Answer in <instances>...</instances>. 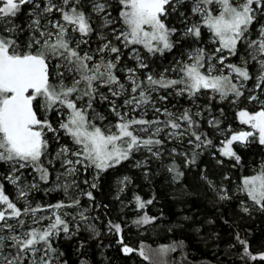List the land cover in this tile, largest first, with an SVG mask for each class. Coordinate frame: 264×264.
<instances>
[{"label":"snow or ice","instance_id":"obj_1","mask_svg":"<svg viewBox=\"0 0 264 264\" xmlns=\"http://www.w3.org/2000/svg\"><path fill=\"white\" fill-rule=\"evenodd\" d=\"M183 4L184 0H115V5L113 0H0V162L10 166L3 179L16 187V199L25 204L18 207L0 183V264H55L58 250L53 247L54 237L60 233L68 237L74 234L65 219L71 213L64 210L80 207V200L71 193L79 190L76 177L81 168L84 172L94 168L98 177L100 172L128 160L141 149L159 157L160 151L153 149L164 143L156 137L165 129H170L167 132L170 139L181 140L189 135L194 140L189 139L188 143L196 148L211 145V140L202 139L195 130L199 122L194 117L201 116V112L184 109L174 113L166 107H156L153 93L165 91L167 94L157 99L167 101L173 93L196 97L211 90L220 100L232 97L235 104L245 95L246 82L253 78L255 88L264 91V23L259 24L252 38L253 25L264 18V0H192L190 11L199 20L187 25L183 34L200 38L202 27L206 28L211 42L217 46L211 53L204 48L196 49L189 56L190 62H179L159 74L148 71L143 79L139 77L138 70L148 69L149 65L137 46L150 55L171 50L174 46L171 37L178 30L167 21ZM25 7L29 9L26 28L15 23ZM114 7L117 17L112 16ZM178 14L187 24L185 14ZM117 21L119 27H115ZM110 26L111 31L106 33ZM25 31L28 35L22 40ZM93 34L97 38L95 48L91 46ZM124 50L136 61V67H119ZM230 57H239V62H228ZM250 67L255 68L254 73ZM169 71L178 73L177 78L166 75ZM117 72L125 73L127 85ZM101 88L107 89V94ZM121 98L120 107L136 112L151 105L154 113L166 119L162 121L159 115L152 120L130 117L129 112H121L116 104ZM246 99L260 105L256 111L241 109L237 113L240 123L251 130L231 132L219 149L222 156L237 162L241 157L233 149L234 142L246 144L258 140L264 145V100L254 94ZM97 101L108 103L117 118L115 124L102 128L96 123L106 119L96 111ZM52 113L57 117L55 122L49 118ZM208 123L213 127L219 125L214 118ZM48 133L57 142L63 133L76 146L75 150L68 145L57 149L54 159L59 161L62 171L55 175L53 186L45 189L62 190L67 202L33 207L27 197L30 191L39 188L37 179L44 184L52 179L49 168L53 161L49 160L48 166L43 161L49 155ZM171 151L175 153L176 149ZM194 162L193 156L189 163ZM27 169L35 176L32 183L22 184V170ZM127 180L124 177L121 183ZM83 183L92 189L97 187L88 180ZM237 191L264 210V165L254 175L243 177ZM80 194L94 199L92 191ZM227 198L226 194L220 195V199ZM135 200L138 209L152 203L142 201L139 196ZM242 210L248 212L249 208L244 206ZM46 211L51 215H38ZM87 211L80 210L73 216V220L79 217L76 227L82 222L99 235L95 226L88 223ZM23 217H28L31 223ZM152 219L144 215L134 223L148 224ZM10 220L15 223H9ZM45 220L49 221L46 226ZM109 231L119 236L121 225L109 222ZM236 241L243 249L242 260L264 262V251H250L248 241L239 234ZM118 243L125 254L138 251L144 260L150 259L145 246L133 249L124 243L122 236ZM6 249L12 251L6 253ZM174 250L175 246H161L155 250L157 259L153 264H165L162 258Z\"/></svg>","mask_w":264,"mask_h":264},{"label":"trees","instance_id":"obj_2","mask_svg":"<svg viewBox=\"0 0 264 264\" xmlns=\"http://www.w3.org/2000/svg\"><path fill=\"white\" fill-rule=\"evenodd\" d=\"M191 3L192 0H184V4L178 8V13L182 12L187 17V24L182 22L178 13L170 16L167 21L170 27L178 30L171 37L174 45L171 50L150 55L138 46L149 65L148 69L138 70L140 78L145 70L159 74L171 64L176 66L178 60L183 62L186 59V51L199 48H204L209 53L213 51L211 34L206 28L202 27L200 38L185 36L182 33L184 26L199 20V17L190 11ZM113 4L115 5V0ZM28 10L25 7L15 19V23L26 28ZM112 13L115 17L118 16L116 7ZM260 23H264V18H259V22L253 25L252 38L256 36ZM116 25H119V21ZM27 35L25 31L21 39H26ZM113 42L119 46L118 42ZM240 51L243 54L244 48L241 47ZM126 53L124 50L122 61ZM229 61L238 63L239 57H230ZM255 63L251 62L252 65ZM127 65L134 66V63L127 59ZM250 71L254 73L255 68L250 67ZM117 75L121 76L119 72ZM255 83V78L246 82L245 95L235 104L231 102L232 97L220 100L218 95L211 94V90L202 91L196 97H189L187 94L176 96L173 93L168 96L167 101L156 99L159 107H166L174 113H180L184 109H190L193 113L201 112V116L194 117L199 122V127L195 130L202 135V139L211 140V145L196 148L194 144L188 143L189 139L194 140V137L189 135H185L181 140L170 139L166 134L168 129H165L156 137L164 143L153 149L160 151L159 157L146 150L136 151L128 160L100 172L94 180L91 169L87 172L81 169L76 177L79 183L78 199L80 205L87 207L88 223L95 226L99 235L88 230L84 224L77 230H71L74 234L70 237L60 233L53 240V247L58 250V255L54 257L55 264H81V261H87V264H153L157 259L155 250L161 246H175L174 251L168 252L162 258L165 264H264L242 260L243 249L236 241V235L239 234L242 239L248 241L250 251H264V210L254 205L248 207V212H244L241 203L247 196L237 191L243 177L254 175L264 165V145L259 144L258 140L246 144L234 142L233 149L241 157L239 162L234 158L224 157L219 152L225 136L242 127L237 116L238 111L247 109L251 112L260 107L255 101H248L246 97L254 94L264 100V91L256 89ZM160 94L167 93L161 90ZM154 97L155 95L153 99ZM94 107L105 113L107 119L116 120V117L108 112L106 102L97 101ZM151 115L153 114L148 113L143 118L150 120L155 117ZM49 118L54 122L57 120L55 113ZM159 118L163 121L162 118L165 117ZM213 118L219 121L218 127L209 125L208 121ZM60 137L59 142L73 145L63 133H60ZM48 138L51 152L57 141L50 133ZM173 148L176 149L175 153L171 151ZM193 156L195 162L189 163ZM135 158L139 160L140 166H137ZM170 168L174 170L170 171ZM53 169L49 168L52 177ZM29 170L31 169L24 170V173ZM0 171L6 172V163L0 162ZM124 177L128 180L120 184ZM84 180H88L89 184L96 183L97 187L90 188L83 183ZM37 182L39 188L29 194L35 201L43 204L66 201L61 190L48 192L45 191L47 184L39 182L38 179ZM0 183L4 185V191L11 196V185L1 174ZM81 191H92L94 199L89 200L87 196L80 194ZM225 194L229 198L220 199V195ZM136 196L145 202L151 200L152 203L146 204L144 209H138ZM144 215L154 219L148 224L134 223ZM65 219L70 226L71 220L68 216ZM109 222L121 225L122 232L119 236L114 231H109ZM121 236L124 243L133 249L138 250L141 245L145 246L150 259L144 260L138 251L125 254L122 245L118 243Z\"/></svg>","mask_w":264,"mask_h":264},{"label":"rangeland","instance_id":"obj_3","mask_svg":"<svg viewBox=\"0 0 264 264\" xmlns=\"http://www.w3.org/2000/svg\"><path fill=\"white\" fill-rule=\"evenodd\" d=\"M191 6V5H190ZM112 16L113 17H115L114 16V14L112 13ZM96 23H99L98 21H96ZM120 25H115V27H119ZM185 28H186V26H184L183 28H182V33H184V31H185ZM259 28V27H258ZM111 31V26H110V28L109 29H106L105 30V32L106 33H108V32H110ZM184 35V34H183ZM110 39H111V37H109ZM255 38V37H254ZM210 39H211V37H210ZM211 42V41H210ZM91 46H92V48H95L96 46H97V38H96V35H94V37L93 38H91ZM138 47V46H137ZM142 47V46H141ZM216 47V45H213V49ZM139 48V47H138ZM140 49V48H139ZM194 50H196V49H193V50H190V51H186L185 52V55H186V59L183 61V62H190L189 61V56H190V54H192L193 52H194ZM127 51V50H126ZM141 51V50H140ZM207 52H208V50H207ZM209 53V52H208ZM144 57V56H143ZM127 59H130V60H132L133 61V63H134V66H129V65H127ZM144 59H145V57H144ZM145 62H146V59H145ZM178 63L180 62V60H178L177 61ZM228 62H230V61H228ZM177 63V64H178ZM119 67L120 68H130V67H136V61H134L133 59H131L130 58V55L128 54V52L125 54V59L123 60V61H121V64L119 65ZM171 67H175V65L174 66H172V64L168 67V68H163L162 70H161V72H163L165 69H170ZM146 72H148L147 70H145L144 72H142V76L143 77H141L142 79L144 78V75H145V73ZM160 72V73H161ZM225 72H227V69H225ZM120 74H121V76H120V78H121V81L122 82H124L126 85H127V81L125 80V73L124 72H119ZM140 73H139V71H138V75H139ZM173 74V75H172ZM166 75H168L169 77H174V78H177V76H178V73H175V72H172V71H169ZM101 91L102 92H104L105 94H107V89H105V88H101ZM211 94H213L212 92H211ZM153 95H155V97H154V99H157V97L159 96V95H162V94H160V92L159 93H153ZM219 97V96H218ZM111 98V97H110ZM159 100V99H158ZM122 102H123V100H122V98L121 99H117L116 100V104H117V106L119 107V110L121 111V112H129V116L130 117H132V116H134V117H136L137 118V116L140 118V117H144L146 114H148V113H150V114H153V115H151L152 117L153 116H157V115H159V117L160 116H163L162 114H157V113H154L153 111H152V107H151V105H148L147 107H145V108H142V109H140V110H137L136 112H131L129 109H127V108H123V107H120L121 105H122ZM157 102V101H156ZM156 107H159L157 104H156ZM160 108H165V107H160ZM107 109L109 110V105H108V103H107ZM169 111H170V109H168ZM97 112H99L100 114H102L104 117H106V119L105 120H103V121H100V120H97L96 121V123L99 125V126H101L102 128H106L108 125H110V124H115L116 123V120H111V119H107V115L105 114V113H102L101 111H98V110H96ZM111 115H113L114 117H116L113 113H111L110 112V110L108 111ZM171 112V111H170ZM137 113V114H136ZM155 117H153L152 119H154ZM165 117V116H164ZM117 119V118H116ZM152 119H150V120H152ZM163 120H165L166 119V117L165 118H162ZM163 125H161V127H162ZM241 130H245V131H250L251 129H250V127L248 126V125H244V124H242V127L241 128H239V129H237V130H235V131H233V132H238V131H241ZM168 131H170V129H168L167 131H166V134H167V132ZM51 134V137L53 138V134L52 133H50ZM231 134V133H230ZM230 134H228V135H226L225 136V138H224V140L226 139V138H228L229 136H230ZM141 135H145V136H147L148 135V133H141ZM223 140V141H224ZM61 145H67L66 143H61V142H57V144H56V146L54 147V149L50 152L49 151V155L47 156V157H45V158H43V161H44V163H45V165H48V161L49 160H52L53 161V177H52V180L50 181V183L49 184H47L46 185V187L47 188H51L52 186H53V184L55 183V175L59 172V171H62V169L60 168V163H59V161H56L55 159H54V157H55V153H56V151H57V149L61 146ZM69 146V145H68ZM70 148H72L73 150H75V147L76 146H74V145H71V146H69ZM141 150H144V149H141ZM70 158H73V157H70ZM74 159V158H73ZM135 160L137 161V162H139V160L137 159V158H135ZM77 167L78 168H80L81 166H79V165H77ZM82 169V168H81ZM89 169H91V172H92V179L94 180L95 178H96V176H97V172H96V170L94 169V168H89ZM9 170H10V166L6 163V172H3V171H0V174H1V176L2 177H4V176H6L7 174H8V172H9ZM23 171V177H22V184L23 183H28V184H30V183H32L33 182V177L35 176V173H33L31 170H29L28 171V173H24V170H22ZM82 171H83V169H82ZM257 170H255V172H256ZM84 172V171H83ZM93 180H92V182H93ZM123 179H121L120 180V184H121V181H122ZM10 184V183H9ZM11 185V196H9L6 192V194L9 196V198L10 199H12L14 202H16L17 203V206L18 207H21V208H23L24 206H25V204H24V201L23 200H17L16 199V196H17V192H16V187L15 186H13L12 184H10ZM62 191V190H61ZM73 191V190H72ZM63 192V191H62ZM76 193V196H74V194ZM241 193V192H240ZM29 194H30V192H29ZM28 194V197H27V199L31 202V204H32V206L33 207H35L37 204H40V205H48V203H45V204H43V203H41V202H37V201H35L34 199H33V197H30V195ZM72 196L74 197V198H79V193L77 192V190H74V192L72 193ZM64 197H65V195H64ZM66 198V197H65ZM58 202V201H57ZM56 202V203H57ZM67 202V201H66ZM55 204V203H54ZM241 205H242V207H244V206H247V207H252V206H254V204H253V202L250 200V199H248L247 197H246V199H244L243 201H242V203H241ZM83 209H87V207H85V206H83V205H80V207H79V209H65L64 211H67V212H69V213H71V215H69L68 216V218L71 220V225L69 226L70 227V230H77V227H76V224H77V222H79V217L77 216L76 217V220H73V216H76V213L78 212V211H80V210H83ZM38 215H45V216H48V215H51V212L50 211H46V212H44V213H38ZM85 215L88 217L89 216V214H88V211L85 213ZM25 220H26V222L28 223V224H30L31 223V221H30V219L28 218V217H23ZM9 223H15V221H9ZM49 223V221H47V220H45V221H43V224L46 226L47 224ZM81 224H83L82 222L80 223V225ZM17 231H19V229H17ZM5 234H7V230H5ZM10 241H8V242H6V243H9ZM6 251V253L8 252L7 251V249L5 250Z\"/></svg>","mask_w":264,"mask_h":264}]
</instances>
